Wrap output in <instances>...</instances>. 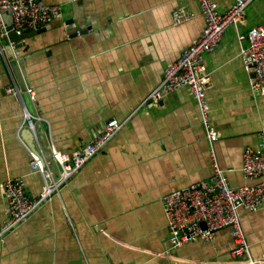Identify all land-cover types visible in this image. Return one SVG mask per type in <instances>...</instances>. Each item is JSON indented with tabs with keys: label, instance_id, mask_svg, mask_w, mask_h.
Wrapping results in <instances>:
<instances>
[{
	"label": "crops",
	"instance_id": "1",
	"mask_svg": "<svg viewBox=\"0 0 264 264\" xmlns=\"http://www.w3.org/2000/svg\"><path fill=\"white\" fill-rule=\"evenodd\" d=\"M42 1L61 5L62 18L17 50L1 41L0 226L8 217L6 180L22 177L29 198L41 193L30 152L58 176L52 147L71 158L107 121L123 126L58 195L0 240V264H264V205L238 211L251 260L230 255L227 228L212 241L168 242L162 198L211 178L210 147L188 87L141 101L202 31L198 0ZM215 1L224 11L233 0ZM256 24L264 25V0H254L204 56L216 159L231 187L254 182L242 172L243 152L264 135V91L252 90L253 72L240 56L247 41L239 34ZM13 84L19 96L7 93Z\"/></svg>",
	"mask_w": 264,
	"mask_h": 264
},
{
	"label": "built area",
	"instance_id": "2",
	"mask_svg": "<svg viewBox=\"0 0 264 264\" xmlns=\"http://www.w3.org/2000/svg\"><path fill=\"white\" fill-rule=\"evenodd\" d=\"M254 0H233L229 8L221 11L215 0H198L204 19V27L198 37L180 55L167 64L159 84L141 101H160L163 95L181 86L189 88L196 101L201 123L206 131L209 153L214 173L208 180L190 184L170 191L162 198L167 219L168 242L171 248H178L189 242L212 241L218 230L227 228L232 239L230 255L245 256L251 260L249 244L240 222L239 209L256 210L264 205V135L260 136L256 148H246L243 152L242 172L253 183L231 187L223 170L217 163L214 142L217 130L209 117V107L205 91L211 86V75L207 70L204 56L214 51L222 36L230 27H236L244 19L247 7ZM9 13L10 28L16 34L37 31L48 26L55 19H61L62 7L42 0H0V54L1 41L6 37L7 25L4 14ZM67 26V20L64 21ZM239 38L247 44L241 47L240 56L245 68L253 72L250 84L254 92L264 91V25L256 24ZM10 50H17V43L5 42ZM8 94L19 96L17 85L7 88ZM32 98L34 91L30 90ZM26 124L34 128L33 118L24 110ZM123 123L111 119L102 130L71 158H66L55 148L51 157L58 164L60 173L55 176L48 161L37 152H30V166L42 175L43 186L37 198H29L22 177L8 179L2 184L7 197L8 217L0 226V240L17 225L25 222L44 202L60 192V188L78 173L105 144L118 132Z\"/></svg>",
	"mask_w": 264,
	"mask_h": 264
},
{
	"label": "water",
	"instance_id": "3",
	"mask_svg": "<svg viewBox=\"0 0 264 264\" xmlns=\"http://www.w3.org/2000/svg\"><path fill=\"white\" fill-rule=\"evenodd\" d=\"M4 22L7 25V35L6 37L3 39V42H15L17 43V47L19 48L20 46H22L23 41H25L26 39L33 37L34 35L38 34L39 32H41L43 30L44 27L40 28L37 31H32V32H27V33H22L20 35L16 34V32L12 31L10 28V16L9 13H5L4 15ZM72 24V22L70 20H67V26L70 27V25ZM74 34V31H73ZM15 74L18 75V73L15 71ZM19 82V84H22L21 81L18 79L17 80Z\"/></svg>",
	"mask_w": 264,
	"mask_h": 264
}]
</instances>
